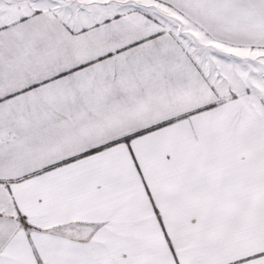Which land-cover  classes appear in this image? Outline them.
<instances>
[{"label":"snow or ice","instance_id":"6c2138e0","mask_svg":"<svg viewBox=\"0 0 264 264\" xmlns=\"http://www.w3.org/2000/svg\"><path fill=\"white\" fill-rule=\"evenodd\" d=\"M0 264H264V0H0Z\"/></svg>","mask_w":264,"mask_h":264}]
</instances>
